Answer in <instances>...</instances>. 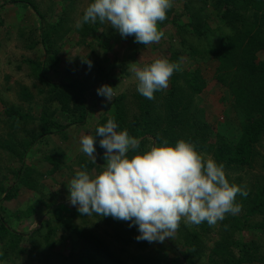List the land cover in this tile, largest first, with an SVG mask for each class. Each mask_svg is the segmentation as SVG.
I'll return each mask as SVG.
<instances>
[{
  "label": "rangeland",
  "instance_id": "1",
  "mask_svg": "<svg viewBox=\"0 0 264 264\" xmlns=\"http://www.w3.org/2000/svg\"><path fill=\"white\" fill-rule=\"evenodd\" d=\"M32 1L41 14L46 17L44 25L55 23L64 17L65 29H77L67 33L61 41L59 53L61 61L48 71L46 76L56 83L68 84L77 81L85 87L87 118L82 124L73 123L72 103L68 105L69 107L58 102L52 103L54 111L51 109L47 112L48 120L61 126V129H55L49 137L44 136L39 139L24 157L25 163L38 164L39 169L47 174L42 181L44 194L51 202L58 203L55 206L58 208V213H55L57 216L65 218L74 216L73 223L77 228L94 230L103 235L129 264L133 263V257L139 255L159 256L163 258L162 264H185L181 258L183 247L179 241L178 230L162 243H149L135 239L131 244L124 245L114 236V218L111 217L112 223L109 224L107 217H100L96 214L81 216V214L70 213L69 208L75 209L76 207L70 205L68 201L69 189L67 185L70 184L75 173L81 170L78 164L81 156L94 161L100 167L106 163L105 150L103 148L100 150L98 145H96V161L83 154L80 151V138L83 135L95 134L96 127L103 117L107 119L112 117V104L117 96L125 93L128 95L129 102H133L137 96L141 97L136 90L137 81L131 69L142 67L144 64L162 57H167L173 62L179 61L181 69L174 72L166 89L157 91L154 95L158 96L159 94L161 99L167 98L174 83L181 86L183 90L190 91L187 79L194 75L199 76V81L205 82V85L201 93L193 97L191 107L192 114L197 118V126L201 128L199 137L204 140V147L198 148V151L203 153L206 158L224 163L221 156L222 148L225 143L234 144L238 141L241 135V121L231 106L232 97L227 88L216 80L219 59L209 54L210 47H219L224 36L229 33L224 23L220 21V14L213 6H207L205 15L208 28L202 36H198L190 26L191 19L183 9L181 0H174V6L168 11L167 18L163 22H159L164 36L159 42L144 46L136 43L133 36L122 38L116 30L107 24H100L95 35L88 34L86 37H82L83 39L80 38L79 33L85 30L83 28L81 31L82 26L77 28L76 22L82 17L84 10L92 0ZM197 2L202 4L199 0ZM181 27L185 31L179 33ZM40 33L41 25L38 15L31 7L27 8L22 3L14 4L12 0H0V137L5 139H8V129L2 122L6 119L7 107L12 105L24 107V109L30 110L34 116L40 117L42 106L46 104L45 99L49 97L48 92L52 90L50 86L43 85V82L35 76L34 67L29 62L43 63L47 58ZM183 39L186 41L185 46L182 42ZM188 46H193L202 53L201 57L199 56V62H196L192 57L191 49ZM174 57H176L175 61ZM263 60L264 52H261L258 54L257 61L262 63ZM86 61L92 63L91 69L88 68ZM183 72L186 74L184 79L181 76ZM105 84L113 87V97L110 101L97 94V89ZM41 89H44L42 94L39 92ZM24 94L32 95L34 101L32 100L33 102L31 101L30 104L24 101L22 98ZM130 109V111L136 112L134 107L130 106ZM156 116L155 113L151 117L155 118ZM49 128L50 124L42 123L39 120L32 121L29 125H21V128L15 131V137L19 141L27 140L26 131L36 130L40 134ZM145 139H147L146 149L156 143L152 135H147L146 138L140 140ZM255 148V156L249 166H225L229 180L246 186L248 193H252V196L258 194L264 186V136ZM59 151H61V155ZM55 153L65 166L53 174H49L51 165L44 160L45 155ZM20 163V160L16 158L10 159L3 150L0 152V165L3 167H19ZM101 170L102 168L99 171L94 169L92 172L98 173ZM10 176L12 179L13 176ZM17 193V196L10 200L3 198L2 205L11 212L27 210L30 205L37 202L36 194L24 186H20ZM236 199L241 203L240 212L246 213L247 206L244 205L248 204L247 197L238 194ZM60 205L68 207L63 206L60 209ZM38 208L40 212L37 215L23 218L18 224V229L26 233L21 243V247L25 248L26 253L22 254L15 263L6 260L1 264H42L40 260L44 253L48 257L47 264H101L98 262V257L80 248L78 238L74 233H72L73 238L65 237V232L62 229H59L56 234L57 244L55 247L47 248L43 242L39 246V250L43 253L32 254L33 248L30 239L33 231L38 227L40 221L53 215L55 219L57 218L55 214L46 215L45 206L41 205ZM224 220L218 221L213 226H209L207 222L188 226L191 230L203 231L205 234L203 240L207 249L222 240L223 235H227L234 242L231 252L235 257H238L240 252L237 242L249 244L250 247L256 243L260 246V251L252 263L245 264H264V233L257 228H245L243 224L238 230L228 229L223 224ZM263 220L262 217L255 216L250 218L249 223L254 226ZM135 231L139 234L137 229ZM200 264L211 263L208 258H205Z\"/></svg>",
  "mask_w": 264,
  "mask_h": 264
},
{
  "label": "trees",
  "instance_id": "2",
  "mask_svg": "<svg viewBox=\"0 0 264 264\" xmlns=\"http://www.w3.org/2000/svg\"><path fill=\"white\" fill-rule=\"evenodd\" d=\"M197 1L181 0L183 9L191 19L190 26L196 35L202 36L208 28L205 12L209 5L218 11L220 21L229 30L219 47H210L209 49V54L219 59L216 80L227 88L232 97L231 106L241 121V135L238 141L234 144L225 143L222 148L223 164L227 167L249 166L255 156V146L264 136V60L262 63L257 61L258 54L264 52V0H199L201 5ZM12 2L14 4L22 3L27 8L31 7L38 15L41 25L40 39L45 47L47 58L43 63L29 62L34 67L35 76L43 82V85L50 86L52 90L48 92L49 97L45 99L46 104L42 106L40 117L34 116L30 110L16 105L7 107L5 111L6 119L2 123L8 129V139L0 137V152L3 150L10 159L16 158L21 163L19 167L0 165V264L6 260L15 263L22 254L26 253L25 248L21 247L26 233L18 229L19 221L37 215L40 212L38 207L41 205L46 207V215L58 213V208L55 207L58 203L51 202L44 194L42 181L47 174L39 169L38 164H26L24 161V157L39 139L44 136L49 137L55 129H61V126L48 120L47 112L52 109V103H62L66 107L72 103L73 123L82 124L87 118L85 87L77 81L68 84L56 83L46 76L47 72L61 61L59 57L61 41L67 33L77 29H65L64 17L55 23L44 25L46 17L41 14L32 0H12ZM99 26V22L83 24L81 31L83 28L85 31L79 33L80 38H84L88 34L95 35ZM182 28H179L181 29L179 33L185 31ZM182 42L185 46V39ZM31 47L33 48V46ZM188 48L191 49L192 57L196 62H199L202 53L193 46H188ZM175 58H173L174 61ZM181 76L184 79L186 74L183 72ZM198 77L194 75L187 79L190 91L183 90L181 86L174 83L167 98L161 99L158 94L150 100L140 95L141 97L137 96L133 102H129L128 95L121 94L113 101L112 117L118 123L120 130L127 129L130 135L138 139L146 138L147 135H152L156 142L158 137L166 138L171 143L186 139L195 142L198 148L204 147V140L199 137L201 128L197 126V118L191 111L193 97L201 93L205 85V82L199 81ZM39 92L44 93V89ZM22 98L29 104L32 100L34 101L33 96L29 94H24ZM130 106L134 107L136 112L130 111ZM162 107L164 109H161ZM155 113L157 116L152 118V114ZM37 120L50 124V128L43 130L40 134L36 130L26 131L27 140L19 141L15 137V131L21 128V125H29L32 121ZM106 122L107 118L103 117L97 127ZM99 139L100 137L97 138L96 144L98 146ZM140 141L141 149L146 150L147 139ZM59 154L61 155V151ZM44 160L51 165L49 174H53L65 166L57 153L45 155ZM78 164L81 170L87 167L90 171L94 169L99 171L102 168L83 156L79 158ZM10 175L13 176L12 179ZM20 186L33 191L37 196V202L30 205L27 210L11 212L2 205V202L4 199L10 200L16 197ZM247 203L244 205L247 206L246 213L240 212L233 217L229 215L225 217L223 224L228 229L235 228V230H238L243 224L245 228H257L264 233V220L254 226L249 223L251 217L260 216L264 219V186L255 196L248 193ZM63 206L68 207L60 205V209ZM69 209L73 215H80L77 208ZM56 217L55 219L53 215L40 221L38 227L33 231L30 239L33 248L32 254L43 253L39 250V246L43 242L47 248L55 247L57 244L56 234L59 229H62L65 232V237H72V233H74L78 238L80 248L98 257V262L101 264H129L103 235L94 230L77 228L73 223L74 216L65 218L56 215ZM107 222L112 223L111 216L107 217ZM113 223L116 240L124 245H129L136 239L138 234L134 226L130 228L129 223L117 219ZM177 230L180 235L179 241L183 247L181 258L185 264H200L205 258H208L211 264L252 263L261 249L256 243L250 247L249 244L237 242L240 252L238 257H235L231 252L234 242L227 235H223L222 240L207 249L203 240V236H205L203 231L191 230L190 226L183 221ZM39 238L41 239L38 240ZM42 255L40 261L42 264H47L48 257L45 256V253ZM162 260L163 258L159 256L139 255L133 257L132 264H162Z\"/></svg>",
  "mask_w": 264,
  "mask_h": 264
},
{
  "label": "clouds",
  "instance_id": "3",
  "mask_svg": "<svg viewBox=\"0 0 264 264\" xmlns=\"http://www.w3.org/2000/svg\"><path fill=\"white\" fill-rule=\"evenodd\" d=\"M174 6V0H92L76 22L107 24L122 38L134 37L144 46L159 42L164 32L159 26ZM88 63L91 69L92 63ZM179 61L157 58L142 67L131 69L137 81V92L154 99V93L166 89ZM97 94L112 100L113 87L102 85ZM97 137L106 163L94 173L85 167L77 171L67 185L68 201L81 216L100 217L129 222L135 226L137 241L164 242L172 237L181 221L186 225L209 226L227 215L241 211L236 197H247L246 186L230 181L222 162L206 158L195 142L166 138L146 150L141 141L120 130L113 117L96 128L95 134L80 138V151L96 161Z\"/></svg>",
  "mask_w": 264,
  "mask_h": 264
}]
</instances>
